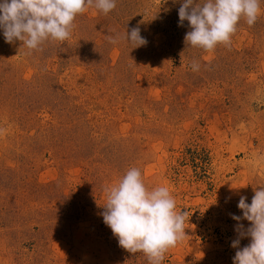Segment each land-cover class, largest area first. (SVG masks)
<instances>
[{
  "label": "rangeland",
  "instance_id": "1",
  "mask_svg": "<svg viewBox=\"0 0 264 264\" xmlns=\"http://www.w3.org/2000/svg\"><path fill=\"white\" fill-rule=\"evenodd\" d=\"M181 3L88 7L67 41L32 55L0 30V264H149L101 216L132 167L187 212L162 264H233L230 214L264 186V0L211 52L184 43ZM134 27L148 43L132 49Z\"/></svg>",
  "mask_w": 264,
  "mask_h": 264
},
{
  "label": "clouds",
  "instance_id": "2",
  "mask_svg": "<svg viewBox=\"0 0 264 264\" xmlns=\"http://www.w3.org/2000/svg\"><path fill=\"white\" fill-rule=\"evenodd\" d=\"M88 7L105 15L116 8V0H0V30L5 42H22L25 55L43 51V45L63 42L70 38L76 17ZM261 13L260 0H182L178 10L179 26L187 21L190 30L184 43L187 47L213 51L218 45L230 46L241 18L251 27ZM109 43L118 37L107 35ZM124 39L132 49L145 46L148 41L140 28L126 31ZM193 71L199 64L193 61ZM251 203L239 197L238 209L242 215L230 214L237 223L236 249L233 264H264V186L254 188ZM106 204L101 212L104 224L109 227L125 251L143 253L149 264H162L165 253L185 236L186 211H176V203L166 186L149 191L138 168L132 167L119 182L105 189ZM242 221H248L245 228ZM250 243L240 247L241 239Z\"/></svg>",
  "mask_w": 264,
  "mask_h": 264
}]
</instances>
